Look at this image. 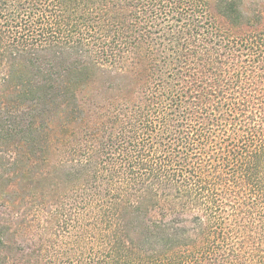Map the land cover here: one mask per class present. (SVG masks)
Segmentation results:
<instances>
[{"label":"trees","instance_id":"16d2710c","mask_svg":"<svg viewBox=\"0 0 264 264\" xmlns=\"http://www.w3.org/2000/svg\"><path fill=\"white\" fill-rule=\"evenodd\" d=\"M0 264H264V0H0Z\"/></svg>","mask_w":264,"mask_h":264}]
</instances>
